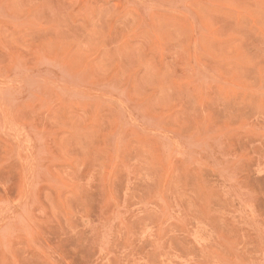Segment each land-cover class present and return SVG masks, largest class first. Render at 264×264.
Returning a JSON list of instances; mask_svg holds the SVG:
<instances>
[{
    "label": "rangeland",
    "instance_id": "rangeland-1",
    "mask_svg": "<svg viewBox=\"0 0 264 264\" xmlns=\"http://www.w3.org/2000/svg\"><path fill=\"white\" fill-rule=\"evenodd\" d=\"M0 264H264V0H0Z\"/></svg>",
    "mask_w": 264,
    "mask_h": 264
}]
</instances>
